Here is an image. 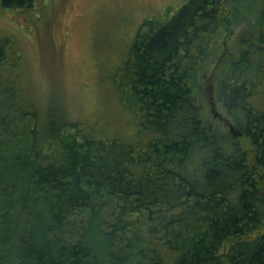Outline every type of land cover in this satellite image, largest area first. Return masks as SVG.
Wrapping results in <instances>:
<instances>
[{"label":"trees","instance_id":"obj_1","mask_svg":"<svg viewBox=\"0 0 264 264\" xmlns=\"http://www.w3.org/2000/svg\"><path fill=\"white\" fill-rule=\"evenodd\" d=\"M257 1L185 0L144 19L111 74L125 120L112 135L62 112L44 125L30 101L17 104L1 78L15 54L0 39V264H264ZM233 19L250 29L229 51L216 38ZM208 82L232 130L203 116Z\"/></svg>","mask_w":264,"mask_h":264},{"label":"rangeland","instance_id":"obj_2","mask_svg":"<svg viewBox=\"0 0 264 264\" xmlns=\"http://www.w3.org/2000/svg\"><path fill=\"white\" fill-rule=\"evenodd\" d=\"M184 2L34 0L27 8H5L0 0V39L9 45V55L15 54L13 62L1 69V78L8 76L4 86L8 91L15 89L17 104L30 101L44 125L49 114L62 112L68 119L116 134L124 129L125 120L118 114L121 109L113 92V70L126 60L129 44L144 19L166 20ZM261 7L264 0L251 4V21L259 17ZM236 21L224 22L216 38L219 48L225 42L227 50H232L241 27L246 24L250 29L244 19ZM229 28L233 32L226 38ZM223 59L216 62L213 58L211 64L223 66ZM210 85L204 86L203 116L227 129L224 109Z\"/></svg>","mask_w":264,"mask_h":264},{"label":"water","instance_id":"obj_3","mask_svg":"<svg viewBox=\"0 0 264 264\" xmlns=\"http://www.w3.org/2000/svg\"><path fill=\"white\" fill-rule=\"evenodd\" d=\"M221 118H222V117H221ZM222 119H223V118H222ZM226 122H227V123H229L227 120H226ZM228 125H229V128H230V129H232V127H231L230 123H229Z\"/></svg>","mask_w":264,"mask_h":264},{"label":"flooded vegetation","instance_id":"obj_4","mask_svg":"<svg viewBox=\"0 0 264 264\" xmlns=\"http://www.w3.org/2000/svg\"><path fill=\"white\" fill-rule=\"evenodd\" d=\"M218 117V116H217Z\"/></svg>","mask_w":264,"mask_h":264}]
</instances>
